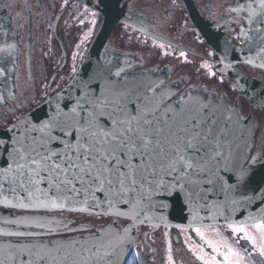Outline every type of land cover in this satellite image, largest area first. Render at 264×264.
Returning a JSON list of instances; mask_svg holds the SVG:
<instances>
[{
    "label": "snow or ice",
    "instance_id": "obj_1",
    "mask_svg": "<svg viewBox=\"0 0 264 264\" xmlns=\"http://www.w3.org/2000/svg\"><path fill=\"white\" fill-rule=\"evenodd\" d=\"M229 12L235 14L234 23L246 20L238 37L251 42L249 33L256 32L264 41V0H244ZM90 15L94 26L96 13ZM89 35L91 31L84 39ZM15 49L14 43L0 45V83L5 87L14 73L9 65ZM76 55L67 90L52 96V86L45 85L50 110L43 116L24 113L26 104L15 92L9 97L15 108L0 93V103L11 115L0 116L6 121V134L0 136L5 157L0 206L19 213L2 221L15 230L0 228V238H5L0 264H126L128 250L141 246L136 240L141 226L159 227L154 214L173 197L188 210L187 227L202 241L189 247L200 264H249V257H264V215L228 222L229 211L257 198L248 191L264 204V150L252 151L260 124L245 114L239 100L230 102L227 94L215 92L205 96L195 88L174 92L161 81L133 102L134 93L117 88L111 79L103 84L91 77L75 79ZM179 56L188 62L185 51ZM201 68L211 65L205 61ZM124 71L118 68L111 75L120 77ZM231 87L248 95L240 85ZM260 95L264 105V92ZM259 139L264 144V132ZM66 211L108 217L109 222L73 227L75 221L62 215ZM221 217L235 244L220 233L215 222ZM206 219L213 223H202ZM241 240L251 251L238 247ZM168 259L174 264L170 244Z\"/></svg>",
    "mask_w": 264,
    "mask_h": 264
},
{
    "label": "flooded vegetation",
    "instance_id": "obj_2",
    "mask_svg": "<svg viewBox=\"0 0 264 264\" xmlns=\"http://www.w3.org/2000/svg\"><path fill=\"white\" fill-rule=\"evenodd\" d=\"M127 10L134 12L147 32L158 36L162 41L149 37L140 32L132 31L130 27L117 25L108 41V49L118 55H127L133 58V68L130 72L151 71L159 75L167 87H174L175 92L182 93L186 89L195 88L208 96L215 92L217 95L227 94L230 102H239L243 105L245 114H251L260 124L256 132V149L264 150L260 136L264 132V105L255 109L251 103L242 97L239 92L232 91L233 81L226 75L216 72L220 59L215 50L205 42L200 33L187 17L182 0H126ZM201 18L208 27L218 36L230 39L236 46L242 47L245 39L238 37L241 23L246 20L233 22L234 13L230 7H236L244 0H192ZM12 5L6 8L5 5ZM87 9V11H85ZM91 12H95L96 23L93 26ZM243 15V14H242ZM80 21H83L81 23ZM102 21L101 15L84 5L80 0H0V45L4 43L16 44L12 53L14 68L11 78L5 87L0 83L2 93L13 108L16 107L9 99L15 92L19 101H23L27 113L46 100L45 85H51L50 95H54L70 81L73 76V55H76V70ZM91 35L84 39L85 34ZM6 33V37H5ZM203 40L201 44L199 40ZM164 41V42H163ZM164 44L165 47H159ZM171 47H168V45ZM79 46V47H78ZM180 51L186 52V60L179 56ZM165 52L168 54L165 55ZM212 53V55H209ZM207 61L210 69L201 68ZM249 77L264 86V71L249 63H239ZM215 72L209 76L208 72ZM221 78L223 82H221ZM206 89V91H204ZM260 104V98L255 102ZM20 115V112L16 113ZM0 116L11 118L8 107L0 103ZM6 128V121L0 119V129ZM67 220H74L76 224L90 227L105 225L108 217H92L87 214L63 213ZM87 215V216H85ZM220 233L235 244L226 225L218 224ZM141 226L140 234L126 260V264H169V244L174 264H200L189 247L202 244L196 233L184 227ZM147 234V236H145ZM211 235V233H208ZM187 241V243H186ZM238 247L241 250L251 251V246L241 240ZM205 251L211 250L205 247ZM140 255L137 256L136 253ZM249 264H264V257L258 255L249 257Z\"/></svg>",
    "mask_w": 264,
    "mask_h": 264
},
{
    "label": "water",
    "instance_id": "obj_3",
    "mask_svg": "<svg viewBox=\"0 0 264 264\" xmlns=\"http://www.w3.org/2000/svg\"><path fill=\"white\" fill-rule=\"evenodd\" d=\"M80 1L87 7L97 11L101 15L102 21L76 70L77 75L75 76V79L87 80L89 77H91L95 82L100 84H103L107 80L111 79L115 81V86L117 88L129 93H134L132 95V100L135 102L136 95H143L149 86L159 84L162 79L159 75H156L151 71L130 72V69L133 68V58L127 55H118V53L111 52L108 49V41L111 33L117 25L122 24L130 27L132 31L140 32L160 41L162 40L158 36L148 33L147 29L143 25H139L133 21L138 20L139 18L135 16L134 12L127 10L126 0ZM182 3L186 9L189 21L192 22L193 26L200 33L205 42L215 50L220 59V64L216 66V72L226 75L229 79H231L233 81L232 85L242 86L248 95L245 96L242 95L240 91L237 92H239L242 97L246 98L247 101L251 103V108L255 109L260 107L261 104H256L255 102L258 101L259 98L261 99L260 94L264 92V86L249 77L242 69H240L239 63H247L246 61L249 59L253 61L252 65H256L257 67H259L261 63H264V52L260 51L261 48H264V41H261L260 39L261 34L256 32L249 33V35L253 37V40L251 42L246 41L242 47L233 44L231 39L228 44L226 43L227 38L214 34V32L208 27L206 21L201 18L197 9L194 7L192 0H182ZM221 60L223 62H221ZM225 65H229V67H225ZM118 68L125 69V71L121 73V76L116 77L111 75L112 73H115ZM259 68L264 71V68ZM73 79L74 76H72L70 81L62 89L67 90ZM167 88H170L175 92L174 87ZM149 95H151V93H149ZM52 96H55V94ZM251 97H254V100L250 99ZM49 110V106L44 101L29 112H31L33 115L43 116ZM5 134V129H0V136ZM256 150L257 149L253 147L252 151L255 152ZM242 156L243 147H241V157ZM4 164L5 157L3 154H0V166H3ZM247 194L256 195L257 198L251 203H241V205L236 208L235 211H229L227 214L229 218L228 222L242 221L249 214L257 218H260L262 215H264L261 212V209L264 208V204H261L258 194H254L251 191H248ZM64 213L71 212L66 211ZM18 214L19 213L14 209L0 206V228L15 230V226L4 225L2 221L4 218L11 219ZM62 215L65 217L64 214ZM154 215L157 216V219L153 220V223H158L159 227L164 226L180 228L178 225L187 227L189 221L191 220L188 210L184 207L183 203L175 197L168 201L167 208H160ZM201 215L206 216V213L201 212ZM160 216H163V220L159 219ZM202 223L211 224L213 221L206 219L202 221ZM215 223L217 225H226L225 218L223 217L219 218ZM79 225L80 224H76L73 227ZM4 239L5 238H0V242H3ZM133 246L128 250L125 256V261L127 260Z\"/></svg>",
    "mask_w": 264,
    "mask_h": 264
},
{
    "label": "rangeland",
    "instance_id": "obj_4",
    "mask_svg": "<svg viewBox=\"0 0 264 264\" xmlns=\"http://www.w3.org/2000/svg\"><path fill=\"white\" fill-rule=\"evenodd\" d=\"M85 216H87V215H85ZM250 231H253V233L255 234V230L254 229H250ZM248 243V242H247ZM250 245V244H249ZM251 246V245H250Z\"/></svg>",
    "mask_w": 264,
    "mask_h": 264
}]
</instances>
